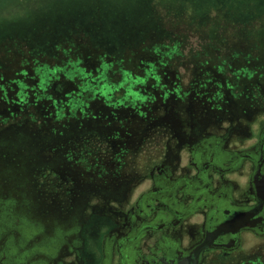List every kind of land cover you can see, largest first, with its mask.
Segmentation results:
<instances>
[{
  "label": "rangeland",
  "instance_id": "1",
  "mask_svg": "<svg viewBox=\"0 0 264 264\" xmlns=\"http://www.w3.org/2000/svg\"><path fill=\"white\" fill-rule=\"evenodd\" d=\"M254 81L264 104V0H0V134L25 119L30 135L45 121L72 133L115 126L105 153L98 137L70 140L75 183L131 182L191 117H251ZM44 101L55 107L38 113ZM51 189L39 202L65 208L63 189ZM80 193L114 219L108 198ZM85 236L91 244V226Z\"/></svg>",
  "mask_w": 264,
  "mask_h": 264
},
{
  "label": "flooded vegetation",
  "instance_id": "2",
  "mask_svg": "<svg viewBox=\"0 0 264 264\" xmlns=\"http://www.w3.org/2000/svg\"><path fill=\"white\" fill-rule=\"evenodd\" d=\"M52 91L59 105L62 94ZM248 95L251 117L214 118L210 112L216 105L205 102L212 118L186 120L172 144L164 137L162 153L145 171L139 169L131 182L127 177L112 185L75 183L81 177L70 169L75 147L58 157L57 135L39 159L33 146L19 150L22 136L4 137L12 128L3 130L0 158H11L0 159V264H264V104L255 81ZM43 103L34 105L38 113L55 107ZM24 122L12 131L27 133ZM49 125L45 121L38 131L29 126L31 136L51 130ZM113 127L91 135L107 145L104 153L113 147L106 139L116 134ZM41 161L52 165L35 167ZM64 180L71 188L63 189ZM43 187L52 193L63 189L65 208L40 203ZM80 191L108 198L114 219L98 214L101 204L87 203ZM90 226L91 244L85 236ZM89 246L95 260L82 251Z\"/></svg>",
  "mask_w": 264,
  "mask_h": 264
},
{
  "label": "trees",
  "instance_id": "3",
  "mask_svg": "<svg viewBox=\"0 0 264 264\" xmlns=\"http://www.w3.org/2000/svg\"><path fill=\"white\" fill-rule=\"evenodd\" d=\"M51 130H48L47 132L43 133L41 136L40 135H30L28 132H24V129H20L17 134L14 133L12 131V129H10V132H4V137H15V139H18V136H22L23 137V144L18 145L19 150L22 148L28 149L29 150V145H27L28 140L31 138V141L33 143V148H30L32 152H35L37 150H45L46 148H51V144H52V137L57 135V143L60 146L61 150L58 155V157L63 156L64 154L66 155L67 153H71L72 151V145L73 141L70 140L76 138V137H87V136H91V135H98V133L95 131L94 129L91 128H87V127H82L80 128V130L76 133H72L71 131H65L63 132L61 129H56V128H50ZM109 131L107 133V135H109ZM103 134V133H102ZM6 135V136H5ZM31 136V137H30ZM4 137H2L1 139H3ZM33 137V138H32ZM29 146V147H28ZM22 153L23 151L20 150ZM64 153V154H63ZM28 159V158H27ZM28 161V160H27ZM46 162V161H41L38 164H35V167H47L48 165H52L51 163Z\"/></svg>",
  "mask_w": 264,
  "mask_h": 264
}]
</instances>
